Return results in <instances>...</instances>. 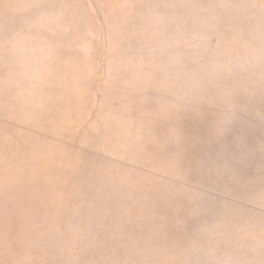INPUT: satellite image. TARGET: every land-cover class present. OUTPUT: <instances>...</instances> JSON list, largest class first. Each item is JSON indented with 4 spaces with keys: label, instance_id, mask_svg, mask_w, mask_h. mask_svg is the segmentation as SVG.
Listing matches in <instances>:
<instances>
[{
    "label": "rangeland",
    "instance_id": "rangeland-1",
    "mask_svg": "<svg viewBox=\"0 0 264 264\" xmlns=\"http://www.w3.org/2000/svg\"><path fill=\"white\" fill-rule=\"evenodd\" d=\"M0 264H264V0H0Z\"/></svg>",
    "mask_w": 264,
    "mask_h": 264
}]
</instances>
